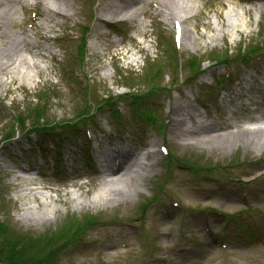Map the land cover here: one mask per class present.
<instances>
[{
  "label": "rangeland",
  "instance_id": "1",
  "mask_svg": "<svg viewBox=\"0 0 264 264\" xmlns=\"http://www.w3.org/2000/svg\"><path fill=\"white\" fill-rule=\"evenodd\" d=\"M26 1L16 6V23L0 19V33L46 51L35 58L23 52L30 63L19 64L0 47V225L7 244L0 264H10L6 253L16 239L55 235L43 264H264V148L248 145L254 134L242 130L264 122V0H193L192 15L179 18L181 44L173 31L178 16L156 0L135 20L109 15L116 0H69L62 14L51 10L55 0ZM84 28L91 32L82 60ZM216 55L229 59V68ZM131 95L145 97L153 125L140 117L141 107L134 111ZM107 97L119 118L104 106ZM178 103L199 109L200 122H185L196 135L177 133ZM36 111L40 125L64 131L33 133ZM15 114L22 128L13 129ZM205 135L215 138L198 141ZM119 149L147 156L153 170L137 191L124 192L125 202H98L100 163ZM28 179L38 183L37 199ZM29 253L21 259L45 256Z\"/></svg>",
  "mask_w": 264,
  "mask_h": 264
},
{
  "label": "bare ground",
  "instance_id": "2",
  "mask_svg": "<svg viewBox=\"0 0 264 264\" xmlns=\"http://www.w3.org/2000/svg\"><path fill=\"white\" fill-rule=\"evenodd\" d=\"M68 1L69 0L53 1L51 10L58 14H62V12L67 11L66 9ZM150 1L151 0H116V2L121 4H115L111 6L108 9V13L111 17L123 16L126 19L135 20L137 15L142 10L144 4L150 3ZM26 3V0H0V19L4 22H7L8 24L16 23L14 19L16 6ZM154 5L165 8L170 16H178V18H174V20L178 22L181 21L179 18H183V16H191L195 10V2L193 0H156ZM46 18L48 21H50L52 16L48 14ZM234 25L235 24H226L223 21V26L232 27ZM184 33L185 32H183V34ZM10 37L11 36L8 34L7 30L3 33H0V47L3 52L2 55L10 57L11 59H16L19 64L30 63L28 58L23 55V52H26L28 55L35 58L38 56L42 57V51H46L39 44L26 39H21L15 44H12L10 42ZM30 67L32 69H37L39 71L38 73H41V69H39V66L36 65L35 61L31 63ZM172 114L174 116L173 124L177 133H180L183 137L184 134L192 136L197 134V132H195L193 129L186 128L185 122L192 121L194 119L200 122L202 116L199 113L198 108L189 104L178 103L173 107ZM242 130L248 132L250 135L254 134L252 138L247 139L248 145H254L255 147H259V149L262 147L264 148V122L249 125L244 127ZM231 134L233 133H228V135ZM257 134L260 135L259 138V135L255 136ZM214 138L215 135H205L203 139L198 141L202 142ZM105 153L106 154H104V157H108L110 155L107 152ZM101 167L103 178L101 182V191L99 192L97 199L98 202L105 201V203L113 204L126 201L127 195L124 193L125 191L132 193L137 191L139 184L142 183L148 173L153 170L154 164L147 163V156L141 159L136 154L126 152L123 155L121 163H119L117 166L113 164L111 166L105 165ZM29 171L31 170H28V172ZM25 183L27 186H30L28 189L30 194L34 196V199H37L36 194L33 191V187L38 184L36 179H28ZM74 200L77 201V205L79 207L83 206L82 202L78 201L77 198H74ZM53 202L57 203L59 201L55 200ZM40 207L42 208L44 215H46V211H48L47 209L49 207L48 201H42L40 203ZM29 209L31 208L29 207ZM29 209L28 211H30ZM53 212L56 214L58 210L53 209ZM45 219H47V217Z\"/></svg>",
  "mask_w": 264,
  "mask_h": 264
},
{
  "label": "trees",
  "instance_id": "3",
  "mask_svg": "<svg viewBox=\"0 0 264 264\" xmlns=\"http://www.w3.org/2000/svg\"><path fill=\"white\" fill-rule=\"evenodd\" d=\"M153 72V71H152ZM159 69H157L154 73V75L151 73V80L154 81L155 79L158 78L159 76ZM130 80V79H128ZM150 91L148 94L145 95L146 96H150V94H153L154 90H152V88H149ZM144 97V98H145ZM135 101L139 100L141 102V100H143V97L141 96H134L133 98ZM111 98H109L108 101L109 103L111 102ZM35 115V119L33 125L31 126L32 129L37 130L39 128V126H42V124L40 125V121L43 119L42 115H40L39 111H36ZM15 122L17 123L16 125H14L13 129H18L19 127L22 128L23 127V120L20 119L19 115L16 114L15 115ZM5 227L4 225H0V256H3L4 252V247H7V244L4 245L2 243H4V236L3 234H5ZM69 229V228H68ZM56 235L53 237H45V238H39V239H33V238H25V240H21V239H16L17 244H13L11 245V254L8 255L6 253V259L8 261V263L10 264H43L45 260H48L47 258H49L51 256V252H53V246L55 247V239H59V236ZM21 242V243H20ZM30 250H37L40 254L41 253H45V256L34 261V260H30V261H26L25 259L22 260L21 258H23V256L28 255L30 256L29 251Z\"/></svg>",
  "mask_w": 264,
  "mask_h": 264
}]
</instances>
